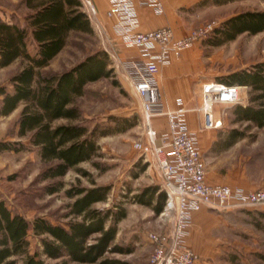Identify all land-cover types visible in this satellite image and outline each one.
<instances>
[{"label": "trees", "instance_id": "1", "mask_svg": "<svg viewBox=\"0 0 264 264\" xmlns=\"http://www.w3.org/2000/svg\"><path fill=\"white\" fill-rule=\"evenodd\" d=\"M4 4L9 10L0 9V68L17 60L21 66L8 82L0 85V114L8 116L23 107L16 124L19 140L0 141V152L36 150L46 164L39 179L54 180L46 189L49 194L57 193L64 188V182L56 179L70 169L90 175L78 164L99 155V136L127 131L134 122L126 117H113L114 125L108 124L103 129L91 126L76 103L86 93L88 83L113 76L115 69L110 67L106 49L93 50L63 70L45 69L69 44L73 33L95 34L82 0H20L16 4L5 0ZM22 7L30 10L23 18L17 15ZM246 31L252 34L264 31V10H245L222 21L208 36L209 42L221 45ZM30 43L36 47L34 54L30 52ZM222 81L249 86L248 104L233 107L231 123H247L244 130L231 131L234 143L249 128L264 125V59L247 69L233 71ZM59 119L68 121L56 124ZM147 165L142 163L134 175L145 171ZM91 183L90 187L76 184L65 189L72 200L65 214L69 219L61 223L43 216L28 219L0 193V264H130L122 258L105 257L107 252L131 250L113 243L127 209L122 204L114 208L96 207L97 202L107 201L112 186L98 185L93 180ZM133 200L160 214L166 203V191L152 183L134 194ZM31 235L40 239L42 250L30 251ZM48 258L57 262L51 263Z\"/></svg>", "mask_w": 264, "mask_h": 264}, {"label": "rangeland", "instance_id": "2", "mask_svg": "<svg viewBox=\"0 0 264 264\" xmlns=\"http://www.w3.org/2000/svg\"><path fill=\"white\" fill-rule=\"evenodd\" d=\"M245 10H264V0H199L184 9V13L185 19L192 29L211 21L221 25L222 21L235 14L245 12ZM17 11V15L23 18L26 12L30 10L22 7ZM196 44H200L211 56L209 75L216 80H222L233 71L247 69L253 66L255 62L264 59V31L257 34L246 31L232 41L217 46L210 44L209 37ZM100 48H104V46L96 30L93 36L73 33L69 39V44L45 69L57 71L69 68L74 63L84 59L87 53ZM29 49L32 54L36 53L34 44L30 43ZM110 58V67L115 69L113 76L88 83L86 93L78 97L76 103L81 108L87 123L91 126L98 125L103 129L108 124L114 125L115 119L113 117H126L129 122H134V125L127 131L108 133L97 138L100 144L99 155L94 156L92 160L78 164V167L90 172L89 176H85L75 168L70 169L66 175L56 179H61L64 182V188L60 192L49 194L46 185L55 181L50 179L41 181L39 179L40 172L46 164L39 158L36 150L0 152V193L13 209L28 219L33 220L35 217L43 216L48 217L54 223L67 221L69 219L65 216L68 211L67 205L72 199L66 196L65 189L76 184L90 187L92 180L98 185L108 184L112 186L107 201L97 202L96 207L114 208V205L122 204L132 214L126 222V227L138 225L139 222L132 224V221L136 220L138 215L139 217L144 215L145 208L132 205L134 194L146 186L153 173L150 168L148 173L143 172L139 177L134 175L140 171L139 167L142 163H150L145 160V157L134 145L138 140L145 142L146 137L144 127L141 125L140 98L123 79L120 69L117 68V61L113 60L111 55ZM20 66L21 61L17 60L8 67L0 68V85L8 82ZM241 94H244L243 89H241ZM245 96L248 95L245 94ZM243 102L242 100V102L233 105L219 103L214 105L213 110L218 119H223L224 125L234 126L236 123H231L234 117L233 107ZM22 107L23 105L8 116L0 114V141L15 142L19 140L16 136V124ZM67 121L66 119H59L56 124ZM238 124L240 127L244 125L243 123ZM23 141L27 143L28 139L24 138ZM206 161H209L215 172L222 173L223 176L234 179L235 177L240 178L245 182H264V148L254 146V142L236 144L218 158ZM131 191L132 193H130ZM128 236L124 234L121 241L129 239ZM29 239L32 253L42 250L38 237L31 235ZM258 240L259 242L255 243L247 242L245 245V248L248 249L247 252L256 248L264 254V236H260ZM134 255V261L139 264L144 262L150 264V254L136 251ZM106 256L121 257L112 252H107ZM47 260L51 263L57 262L49 258ZM92 264H100V262ZM243 264H264V258L255 254L252 259L244 261Z\"/></svg>", "mask_w": 264, "mask_h": 264}, {"label": "built area", "instance_id": "3", "mask_svg": "<svg viewBox=\"0 0 264 264\" xmlns=\"http://www.w3.org/2000/svg\"><path fill=\"white\" fill-rule=\"evenodd\" d=\"M90 17L97 14L93 0H82ZM109 16L116 17L118 33L127 46H137L141 57L122 62L129 82L141 99V125L146 137L136 141L135 147L145 160L154 163L160 172L166 203L161 212L169 225L164 231H149L153 243L150 264H198L200 256L187 244L186 238L193 211L210 208L217 211L264 205V189L246 190L227 184L207 181L206 161L198 146V139L188 125L183 106L168 109L161 94L157 74L161 65L170 64L183 51L208 38L218 22L211 21L192 28L182 37H176L171 26L141 32L134 0H110ZM156 13H163L162 0H140ZM241 86L223 81L204 83L202 105L204 126L222 125L213 110L219 103L233 105L242 102ZM165 117L166 128L156 119Z\"/></svg>", "mask_w": 264, "mask_h": 264}, {"label": "crops", "instance_id": "4", "mask_svg": "<svg viewBox=\"0 0 264 264\" xmlns=\"http://www.w3.org/2000/svg\"><path fill=\"white\" fill-rule=\"evenodd\" d=\"M7 1L16 4L20 0ZM162 1L165 11L163 13H156L150 5L142 4L140 0H134L139 17L138 30L144 32L158 29V27L171 26L174 28L176 37L186 35L191 28L185 19L184 9H187V7H190L199 0ZM4 2L5 0H0V9L5 12L9 8L5 6ZM93 3L97 14L91 17V24L98 33L100 40H102L106 51L111 55L113 60L117 61L116 65L120 69L123 79L134 90L122 62L130 60V58L141 57L140 49L137 46H127L123 39H121L116 25V17L109 16L108 14L111 7L110 0H93ZM83 6L84 10H87V6L84 4ZM210 59L211 56L206 53L205 49L200 44H196L183 51L180 57H175L170 64L160 66L157 80L165 106L168 109L175 110V108L181 105L188 110L187 120L189 128L195 133L200 151L206 160L218 158L221 154H225V152L231 150L234 145L241 144L242 142L251 141L254 142V146L264 148V125L262 127L254 125L249 128V130H246L244 136L238 138L234 143H231V131L234 128L244 130L247 127V123H244L243 127H240L239 124L228 126L223 124L222 119V125L219 127L209 128L204 126V112L200 110L204 83L222 81L216 80L209 75L208 69L211 67ZM237 85H240L241 89L244 90V94L242 95L244 102L242 104L247 105L250 96L249 86L243 84ZM245 94L248 96L246 97ZM165 120V117H161L156 119V123L160 127L166 128ZM150 168L153 170V173L146 186L154 182L162 188V184H160V172L154 163H148L147 168L143 172L148 173ZM206 168L207 181L209 183L218 185L227 184L233 188L242 187L248 191L264 189V182H245L240 178L235 177L234 179L215 172L209 161H206ZM141 173L135 177H139ZM132 205L138 208H145L144 215L140 217L138 215V218L132 221V224L139 222L138 225L134 224L132 227H126L127 220L132 216L130 210H128L127 216L120 220L118 224L119 231L114 240L115 244H121L129 247L131 250L129 252L112 253L119 254L121 257L116 258L127 260L130 264H139L133 258L136 251L150 254L153 249V243H151L147 236L149 231H164L167 229L169 223L164 214L155 213L151 206H145L135 200ZM124 234L129 235L127 237L129 239L121 241V237ZM260 236H264V205L222 211L207 207L193 211L186 242L200 256L198 264H243L244 261L252 259V256L255 254L264 258V254L260 250L254 248L252 251L247 252L248 249L245 248L247 242H259ZM143 264H148V262H144Z\"/></svg>", "mask_w": 264, "mask_h": 264}]
</instances>
